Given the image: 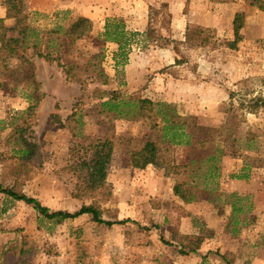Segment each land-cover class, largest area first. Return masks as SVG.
Instances as JSON below:
<instances>
[{
    "label": "rangeland",
    "instance_id": "rangeland-1",
    "mask_svg": "<svg viewBox=\"0 0 264 264\" xmlns=\"http://www.w3.org/2000/svg\"><path fill=\"white\" fill-rule=\"evenodd\" d=\"M21 3L36 35L7 55L0 36V183L51 211L93 205L114 223L90 214L48 219L0 193V264H264V106L247 107L264 98V9L248 0ZM78 17L90 21L82 38L68 31ZM112 18L136 33L124 61L101 35ZM2 24L13 27L16 19ZM187 27L208 37L185 43ZM140 99L185 128L190 144L168 142L151 105L149 116L140 115ZM115 100L117 110L101 105ZM18 128L38 146L26 162L16 151ZM104 139L113 148L105 184L81 192L86 146ZM147 141L164 166H132ZM175 184L196 195L198 217ZM183 217L202 234L182 235ZM199 238L208 248L194 256L187 250Z\"/></svg>",
    "mask_w": 264,
    "mask_h": 264
},
{
    "label": "trees",
    "instance_id": "trees-1",
    "mask_svg": "<svg viewBox=\"0 0 264 264\" xmlns=\"http://www.w3.org/2000/svg\"><path fill=\"white\" fill-rule=\"evenodd\" d=\"M250 5L257 6L260 9H264V2L262 0H248ZM5 7H6V15L3 18H0V36L4 37L5 39V47L1 50L3 53L7 54H14L17 50L21 47H24L27 39L30 35H36L34 29L29 27L27 24L24 23L25 16L23 14L22 3L21 0H5ZM4 18H15L16 25L13 27H5L3 26V19ZM240 14H236L233 19V31L235 35V39L238 37L239 28H240ZM69 34L71 37L74 38H82L89 34L91 31L90 21L86 17H78L73 20L69 25ZM208 31L199 27H187L185 35H184V42L185 43H195V42H202L208 36L205 34ZM135 32H130L125 29L124 24L119 21L118 19L112 18L107 19L104 24V30L102 32V37L104 41H112L118 45L117 55H121L123 57V61L125 60L126 56L124 53V47L129 43L131 37L134 36ZM25 48V47H24ZM113 99L116 97V92H113ZM36 100V99H35ZM110 100V99H109ZM139 109L142 110L140 115L145 116L147 115L144 113L147 105H151L152 107L147 108L149 114L159 115L160 120L159 126L161 127L164 135L169 137L170 143L176 145H189V132L185 131L181 125H175V122L169 123L170 116L160 112L159 110L156 111L157 105H155L149 99H140L138 101ZM110 105V109L117 110L120 102L115 100L114 103L111 101H103L101 105ZM264 106V98L261 96H257L251 101H249L247 107L251 110L257 109L259 107ZM151 111V112H150ZM149 116V115H147ZM172 118V117H171ZM18 135L16 137V142L18 143V148L16 151L18 152V156L21 161L26 162L32 159L38 153V146L36 143L30 141L27 137H25L22 128H18ZM87 149L90 151V158L89 160L83 159L81 161L82 167L85 168L84 171V181L87 183L83 188H78V190H86L90 192H95L104 186L106 176L108 173L109 164L111 161V156L113 152L112 143L111 141L104 139L103 141H96L93 143H89ZM159 149L153 141H147L145 144L133 154L132 157V166L138 168H144L148 164H155L158 167L164 166L162 163V159L159 157ZM180 184H175L174 192L175 195L183 199L185 202H188L196 197L193 194H187L182 192L180 189ZM0 193L11 197L15 200H24L26 203L32 204L35 211L48 219H57V220H64L67 218H76L83 214H90L92 219L98 223H106L107 225H111L113 221H104L100 216V211L93 205H82L78 210L69 212V211H51L49 208L43 206L37 199L27 197L24 194L18 193L11 187H4L0 183ZM78 196H82V194H76ZM127 220L115 221V223H122L126 222ZM201 244V240L199 238V242H197V246L190 245L188 251L195 252L198 245Z\"/></svg>",
    "mask_w": 264,
    "mask_h": 264
},
{
    "label": "crops",
    "instance_id": "crops-1",
    "mask_svg": "<svg viewBox=\"0 0 264 264\" xmlns=\"http://www.w3.org/2000/svg\"><path fill=\"white\" fill-rule=\"evenodd\" d=\"M155 165V164H154ZM149 168V167H147ZM180 198V197H179ZM181 199V198H180ZM198 199L193 198L192 200L188 201V202H185L183 199H181L183 205H184V208L185 209H188L191 211V218H195L196 216L198 217L199 216V211L198 209L196 210L194 206L197 205V201ZM191 204V207H189V205ZM201 219L205 218L207 219L206 216H200ZM183 220V223L180 227V231H181V234L184 235V236H187V235H201L202 233H200L196 227H194L193 223L192 222H189L188 224L186 223V219L183 217L182 218ZM185 224V225H184ZM207 238H204L202 241H201V244L198 246V248H196V251L195 252H189V253H193L194 256H201V254H204V251L205 249L208 248L207 246ZM188 251V250H187ZM197 254V255H196ZM186 256V255H185Z\"/></svg>",
    "mask_w": 264,
    "mask_h": 264
}]
</instances>
